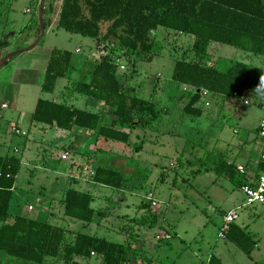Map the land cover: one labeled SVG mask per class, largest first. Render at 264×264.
<instances>
[{
  "label": "rangeland",
  "instance_id": "1",
  "mask_svg": "<svg viewBox=\"0 0 264 264\" xmlns=\"http://www.w3.org/2000/svg\"><path fill=\"white\" fill-rule=\"evenodd\" d=\"M50 1L44 0L43 14L44 7L48 9ZM41 2L42 0H35V10L32 0H0V38L11 41V52L17 49L23 38L31 36L34 32L38 36L40 31L38 10ZM60 3V0L51 3L52 9L46 12L47 27L45 29L44 26L41 38L32 49L42 56L43 54L47 56L53 48L71 51L74 67L70 78L80 80L83 77L81 68H89V60L100 58L108 52L110 47L91 38L58 28L56 24ZM35 13L38 25L35 24L31 30L27 28L23 34H20L21 28L29 24ZM37 36L32 37V43ZM157 37L162 41L163 49L152 62L138 61L131 56L115 57L114 61L117 64V75L121 80L123 91L147 99L151 96L156 101L158 109H162L159 118L148 128L133 129L129 144L109 146L104 143L100 144L106 150L109 148L107 152L113 157L123 159L127 182L126 187L121 190L127 191L125 195L127 202H133L136 199V207H143L144 210L141 216H134L133 219H131L133 214L129 216L119 214L118 218L103 221L101 220L104 218L103 215H96L99 220L95 222L94 218L92 228L87 230L92 234L106 237L105 229L115 228L116 233L110 239L128 244L130 248L131 240L135 237L134 233H138L140 239L149 236L157 243L161 242L153 259L150 258L152 259L150 264H206L211 254L218 256L223 264H256V261L264 257V206L244 205L241 189L237 190L224 176L216 177L207 157L214 148L218 150L217 152H221V137L224 139L230 136L234 142L237 141L238 135L233 132L234 128L248 131L251 136L254 135L260 111L255 105L247 106L238 102V107L236 104L231 107V104L227 103L230 97L211 95L209 92L204 93L205 90H199L202 97L198 107L202 109V115L194 117L186 114L183 107L195 89L174 82L172 73L175 60L189 47L191 40L189 37L167 33L163 29L157 31ZM210 47V54L216 58L219 67L228 65L231 60L264 66L262 56L250 57L242 50L218 43H212ZM28 51L11 57L12 60L0 67V154L6 155L8 150L13 149L14 146L19 149L16 155H22L23 161L28 158L29 162L33 159L35 162L38 161V164L43 160L49 163L44 176L40 173L42 171L39 167L28 168L21 165L17 176V189L11 202V212L26 216L25 209L29 208L28 203H33L39 212L36 218L48 219L52 222L48 218V212L53 210L57 213L58 210V201L54 202L55 208L49 210L48 207L51 183L55 181L54 177L59 175L55 168L64 170L67 168V163L71 161L62 160L59 157L62 147L58 143L59 140L72 139L73 134L70 131L49 126L44 129L37 127L38 129L30 132L29 115L34 109L36 99L38 97L48 98L53 94L40 91L37 83H40L43 74L39 76L38 81L36 80V84H30L27 73L22 74L17 69L13 71L12 67L16 62L22 63L26 60ZM4 55L0 53V58ZM208 63V61L205 62V64ZM64 84H68L67 79L58 80L55 91L63 88ZM60 94L61 96L54 95L55 98L61 99L66 96L70 100V97L74 95L66 88ZM87 99L81 96V108L87 107V102H85ZM63 100L67 102L66 98ZM4 102L8 105L7 108H2L6 104L1 107ZM230 109H236L237 112L232 111L231 118L227 119V112ZM98 110L102 111L103 118L105 114H111V109L107 107L98 108ZM18 114H24L28 119L20 120L19 126L10 122V119L15 120ZM238 117L240 118L239 124ZM103 123L108 122L103 119ZM115 126L128 131L126 127H119L117 124ZM14 130L20 133H15ZM91 135L96 139L102 138L94 133ZM54 140L56 141L52 142ZM249 142L246 145L248 149L252 147L251 141ZM53 144L59 146L56 147ZM258 148L259 143L257 142L254 153H258ZM94 152L96 150L89 153L92 155ZM61 157L65 159L64 156ZM102 157L103 152L98 151L96 162L100 165L104 164L101 163ZM128 164L129 166L126 167ZM220 177L226 180L218 179ZM57 181L55 185L68 186L65 178L60 177ZM230 190L233 191V202H235L233 205H241L240 209L232 206H223L222 209L225 211L232 209L235 213V222L239 224L243 222L246 230L255 233L258 248L251 255L243 253L229 241L217 235L223 213L216 211L214 205H218V199L230 194ZM196 208L203 211L204 215H195L193 211ZM104 209L106 212L109 211V209ZM26 213L33 215L35 212ZM209 218H212V222L209 223L210 228L205 233V237H202L203 235L198 233L202 229L201 223ZM57 219L60 221V218ZM65 219V222L58 224L71 228L70 225L67 226L71 224L69 219ZM140 219L143 221H139ZM73 227L66 238L67 241L72 240L74 232L86 228L82 224L81 227ZM98 230L101 232L98 233ZM173 230L178 237L172 234ZM11 259L0 252V260L5 264H21V261H11ZM77 260L91 264L101 262L98 258ZM44 264H63V262L60 259L48 257Z\"/></svg>",
  "mask_w": 264,
  "mask_h": 264
},
{
  "label": "trees",
  "instance_id": "2",
  "mask_svg": "<svg viewBox=\"0 0 264 264\" xmlns=\"http://www.w3.org/2000/svg\"><path fill=\"white\" fill-rule=\"evenodd\" d=\"M35 5V0H32ZM51 0L44 7V26L47 27L46 12L51 10ZM56 26L65 31L91 38L104 46L108 52L100 58L89 60L90 67L81 68L83 77L71 80L74 67L73 53L69 50H50L46 67L40 81V91L53 94L57 81L67 79L71 94L94 98L101 108H110L116 118L110 126L103 124L102 111L78 108L62 100L39 97L30 114V122L51 128L72 131L85 129L106 141L129 144L135 128H148L159 118L156 101L123 91L115 57L131 56L138 61L150 63L159 56L163 43L157 31L165 30L177 36L189 37L190 45L174 62L172 80L185 85L194 92L183 107L191 116H201L198 107L201 100L199 90L211 95L227 96L240 100L258 94L255 89L264 79V66L231 60L219 67L210 54L212 43L228 45L248 53V56L264 57V0H60ZM36 12V11H35ZM36 13L29 24L21 28L23 34L38 25ZM35 32L31 37L35 38ZM30 36L23 38L16 50L28 46ZM11 41L0 38V50L10 46ZM9 59L5 64H7ZM205 60L209 63L205 64ZM87 74V76H86ZM264 95V94H261ZM126 127L128 131L118 129ZM217 176H225L234 186L252 184L233 164L221 157L211 159ZM21 159L12 153L0 154V252L21 264H44L46 258L60 259L63 264L82 263L94 253L100 264H144L128 260L131 248L128 244L115 242L90 232H70L64 226L11 212V202L17 189V176ZM262 169V163L260 164ZM96 184L114 190L126 187L127 178L109 166H98L92 176ZM93 195L87 191L68 188L62 200L63 214L82 225L91 223L99 211L92 206ZM226 237L242 252L250 255L257 246L253 235L236 224H230ZM0 264H5L0 260ZM208 264H222L211 255ZM258 264H264V259Z\"/></svg>",
  "mask_w": 264,
  "mask_h": 264
},
{
  "label": "crops",
  "instance_id": "3",
  "mask_svg": "<svg viewBox=\"0 0 264 264\" xmlns=\"http://www.w3.org/2000/svg\"><path fill=\"white\" fill-rule=\"evenodd\" d=\"M31 43H32V37L30 36V38L27 41V44L30 45ZM33 49H31V51H28V53L26 55V60H23L22 63L16 62L15 66L12 67L13 71H15V69H17L22 74L27 73L29 76L28 83H30V84H32V83L36 84L39 76L44 73L46 63H47V57H48V55L46 56V54H43V56H42L38 53H35L33 51ZM11 51H12V47L8 46L7 48L2 49L0 53H1V55H4V54L9 53ZM258 61L263 62V60H260V59H258ZM205 62H207V60H205ZM37 85H39V87H40L39 82L37 83ZM64 86H65V84H64ZM64 86H63V88H64ZM181 86H185V85H181ZM63 88L58 89V91H54L53 95H51V97H48V98L49 99H55L57 101H62L63 99L66 98L68 104L73 105V106L78 107V108H81V96L78 94H74L73 96H71L70 97V100L72 99L71 101L66 96L61 98V99L55 98L54 95H60L61 96L60 92L63 90ZM230 98H231L230 101H228L227 103L231 104V107L234 104H236L238 107L239 105L237 104V102L239 104L241 103V100L238 98H233V97H230ZM37 99H36V101H37ZM85 102H87V107L86 108L83 107V109H87V110H91V111H98V108H101L100 103H98L97 100L94 98H88L87 101H85ZM3 104H6V103L5 102L2 103L1 107ZM247 106H251V105H247ZM7 107H8V105L6 104V107H2V108H7ZM232 111L237 112L236 109H230L227 112V119L231 116ZM259 117H258V120H259ZM26 119H27L26 115L18 114L16 119L15 120L10 119V122H14L15 124L18 125L20 120L26 121ZM103 119L106 122H108V123H103L106 126H110L112 124V121L116 120V118L113 117L111 114H105ZM238 120H239L238 121V124H239L240 118ZM258 120H257V124H258ZM29 121H30V115H29ZM37 127H39V129L40 128H43V129L47 128V126L30 122V129H31L30 132L32 130L38 129ZM237 127H239V126H237ZM256 128H257V125L254 129V135H252V136L250 135V132H248V131L246 132L245 130H238L237 128H234L233 132L238 135L237 141L235 140L236 142H234L233 141L234 139H231L230 136L228 138H224V139H222V137H221V147H222L221 152L220 151L217 152L218 150H216L215 148L212 149L211 153H208V157H207L208 160H210V162H211L212 157L217 156V157H221L228 164H233L236 167V169L239 166H243L245 168L246 177L249 179L250 182H252L253 180H255L258 177V174L261 170L260 169V164H261L260 154H261V150L263 147L262 141L257 136ZM70 132H72V134H73L72 139L65 140V141L59 140L58 144L62 147V151H61L59 157L62 160H65V161L71 160V161L67 163L68 164L67 168H65L64 170H63V168L62 169L55 168L56 173L59 175L54 177L55 181H53L51 183V185H52V186H50L51 189H49L47 186V188L51 191L50 196H49V202H48L49 210L51 208H55L54 202L58 201L57 213H55L53 210L49 211L48 212L49 213L48 218L52 222H54V224H58L59 222L61 223L62 221L65 222L66 217L63 214L62 200H63V197L65 195V191L68 188H74L78 191H87V192L91 193L93 195L92 206L95 207L96 210L99 211L98 215H103L104 218L101 219L103 221H106L107 219H111V218H118L119 214H128V216L130 214H133L132 215L133 217H131V219H133L134 216H138V215L141 216L144 208L142 206H141L142 208L136 207V203H135L136 199L133 202H127L126 196H125L126 192H127L126 190H118L117 191V190H114L112 188L106 187L104 185L96 184L93 181L92 177L90 176V175L93 176L95 169L98 166H109V167H112V168L120 171L121 173L125 174L126 171H124V168H123V162H124L123 159H118L116 157H113L110 153H108L109 148L106 150L105 148L101 147V145H100L101 143H104L107 146L113 145V144H122V143H119V142L112 143V141H106L103 138L96 139L91 135V134H93L92 131H87L85 129H74ZM55 141L56 140H54L52 142H55ZM130 141H131V138H130ZM249 141H251V146H252V147H250V149H248V147H246V145L250 143ZM257 142L259 143V148H258L259 150H258V153H254ZM59 145H54V146L57 147ZM95 150H96V152H94L92 154L93 155L92 156L90 153L95 151ZM98 151L103 152V157L101 159V163H104V164H102V165H100L96 162V153ZM18 152H19V149L17 147H14V146H13V149L8 150V153H12L15 155ZM86 153H88V154H86ZM1 155H3V154H1ZM16 156H18V155H16ZM61 156H65L64 157L65 159H63ZM88 156H91V158H88ZM18 157H20V159H21V165H24L28 168L29 167L41 168L42 172H40V173L42 174V176H44V173L47 171V167H49V165H48L49 163L46 160H43L40 164H38L37 163L38 161L35 162V161H33V159H31V161L29 162L28 158L26 161H23L22 155H19ZM86 157L88 159H86ZM128 166H129V164L126 165V167H128ZM211 167H213V165ZM211 170L214 173L213 168ZM60 177L63 179L65 178L67 180L68 186L60 187V185H55V183L58 182L57 180H59ZM216 177H217V175H216ZM218 179L226 180L223 177H220ZM133 181L135 182V180H133ZM236 188H237V190H239L238 187H236ZM233 198H234L233 191H231V193L228 194L227 196L222 197V198L217 200L218 203L217 202L216 203L218 205H214V208L216 211L218 210L219 212L223 213L220 225L218 226L219 231H217V235L220 238H223L224 240H227L231 244H233L226 237V233H227L229 225L231 223L238 225L239 227L244 229V231L249 232L251 235H253V239L257 242V246L250 253V255H251L258 248V240L255 237V233L246 230L243 222H242V224H239V222H235V220H236L235 213L232 209H228V211H225L222 209L223 206H225V207H231L232 206L235 209L239 207V209H240L241 205H239V204L237 206L233 205L235 203V202H233ZM28 207L29 208L25 209L26 216L37 219L36 214L39 213L38 209L35 207V205L33 203H28ZM128 207H131V208L128 209ZM104 208L109 209V211L106 212V210ZM102 210H104V211H102ZM29 211L30 212L34 211L35 212V213H33L34 216L26 213ZM133 212H135V213H133ZM193 212L195 215L196 214H199V215L203 214L204 215V212L201 211L199 208L194 209ZM228 213H233L234 217H233V221L231 223L226 224L224 217ZM205 215L208 216L207 214H205ZM57 218H60V221H58ZM97 218L98 217L95 216V222L97 220H99ZM69 221L71 224H67V226L70 225L71 228L66 227L67 229L72 230L74 228L73 226L81 227L80 221H77V222L72 221V220H69ZM139 221H143V219H140ZM210 222H212V218H209V219H207L201 223L202 229H200L198 233L203 235L202 237H205V233L207 232V230H209V228H210L209 223ZM93 224H94V221L91 223L85 224L84 226H86V228L83 230L89 232L87 229L92 228ZM114 229L113 228H110L107 230L105 229V231L107 232V233L105 232L106 238H107V236L109 237L107 239L111 240L110 238L115 235L114 233H116V230H114ZM117 231H119V230L117 229ZM97 232L99 233L101 231L98 230ZM134 234H135V237L132 238V240H131V251L129 252L130 257H128V259H130L131 262L138 261V262H141L144 264L152 263L154 253H156V250L158 249V245H160L161 242L158 241V243H157V241L155 239H151L149 236H147V238L140 239L138 233L137 234L134 233ZM172 234L174 236L178 237V234L174 230H173ZM116 235H119V234H116ZM152 237H153V235H152ZM237 249H239V248H237ZM211 255H214V254H211ZM211 255L209 256L206 264H208ZM216 257L219 258L218 256H216ZM91 258H95V256L92 255ZM150 258H152V259H150ZM263 259H264V257L261 258L260 260L256 261V264H258ZM220 261L222 262L221 259H220ZM98 264H100V262ZM222 264H223V262H222Z\"/></svg>",
  "mask_w": 264,
  "mask_h": 264
},
{
  "label": "built area",
  "instance_id": "4",
  "mask_svg": "<svg viewBox=\"0 0 264 264\" xmlns=\"http://www.w3.org/2000/svg\"><path fill=\"white\" fill-rule=\"evenodd\" d=\"M208 93V91H204ZM243 105H255L259 108L260 117L258 120L256 133L258 138L262 141L263 147L260 154V160L262 163V169L260 170L258 177L252 181V184L243 185L240 189L244 197V205L249 206L253 204H260L264 206V95L253 94L250 98L241 100ZM6 107V105H3ZM15 133H20L18 130H14ZM65 157V156H64ZM237 170L241 174H245V168L239 166ZM233 213H228L225 217V223L229 224L233 221ZM94 255V253H92Z\"/></svg>",
  "mask_w": 264,
  "mask_h": 264
},
{
  "label": "water",
  "instance_id": "5",
  "mask_svg": "<svg viewBox=\"0 0 264 264\" xmlns=\"http://www.w3.org/2000/svg\"><path fill=\"white\" fill-rule=\"evenodd\" d=\"M43 5H44V0H42L41 4L39 6V10H38L40 31H39V34H38L37 38L35 39V41H33V43H31L30 45H28L25 48L15 50L14 52L6 53L3 57L0 58V67L3 66L11 57H13L17 54L26 52V51L32 49L37 44V42L39 41V39L41 38V36L44 32Z\"/></svg>",
  "mask_w": 264,
  "mask_h": 264
},
{
  "label": "clouds",
  "instance_id": "6",
  "mask_svg": "<svg viewBox=\"0 0 264 264\" xmlns=\"http://www.w3.org/2000/svg\"><path fill=\"white\" fill-rule=\"evenodd\" d=\"M258 94H264V79L260 81L259 86L255 89Z\"/></svg>",
  "mask_w": 264,
  "mask_h": 264
}]
</instances>
